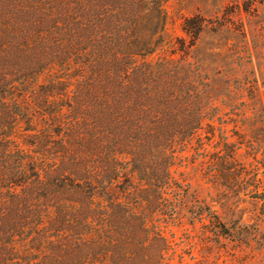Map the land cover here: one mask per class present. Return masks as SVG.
Wrapping results in <instances>:
<instances>
[{
    "label": "trees",
    "instance_id": "1",
    "mask_svg": "<svg viewBox=\"0 0 264 264\" xmlns=\"http://www.w3.org/2000/svg\"><path fill=\"white\" fill-rule=\"evenodd\" d=\"M109 3L0 0V264L38 263L39 257L29 254V242L37 248L44 243L45 211L31 202L50 187L44 172L50 167L23 141L21 126L40 134L33 142L36 147L49 143L52 127L68 126L58 134L65 152L72 147L84 158L93 146L106 148L110 159L103 174L85 169L79 175L78 163L70 172L76 176L72 193L79 199L73 212L80 230L77 264H158L159 258L145 253L152 241L147 217L137 206L173 190L175 148L197 129L204 96L198 89L190 91L185 67L175 58L153 57L159 45L158 39L153 42L155 34L143 42L144 23L137 12L155 13L154 23L162 30L166 13L161 2L135 1L132 17L119 0L113 19ZM52 99L67 102L42 112L56 103ZM192 107L197 109L193 120L188 114ZM68 113L73 116L66 117ZM41 129L46 133L41 135ZM22 188L27 189L24 195L19 194ZM119 190L123 197L115 196ZM104 195L110 196L104 206L110 213L100 212L104 230L98 231L89 217L92 200ZM165 203L169 200L163 197L157 201L159 206ZM3 205L9 206L6 213ZM169 205L172 216L174 201ZM156 234L166 242L162 232ZM137 253L142 255L134 258Z\"/></svg>",
    "mask_w": 264,
    "mask_h": 264
},
{
    "label": "rangeland",
    "instance_id": "2",
    "mask_svg": "<svg viewBox=\"0 0 264 264\" xmlns=\"http://www.w3.org/2000/svg\"><path fill=\"white\" fill-rule=\"evenodd\" d=\"M117 1L110 0L108 5L112 19ZM120 1L125 2L127 16L133 17L135 1L140 0ZM157 1L166 13L162 30L154 23L155 13L137 12L144 23L143 42L155 34L153 42L158 39L159 45L153 57L167 54L182 64L190 91L200 90L204 106L198 110L201 116L194 134L175 148L173 190L162 196L169 203L174 201L173 215L169 203L157 205L162 200L158 195L150 198L149 205L143 199L137 206L147 217L145 228L152 241L145 253L159 258L158 264H264V0ZM61 101L52 99L56 103L43 107L42 112L57 110ZM192 108L188 110L191 120L197 111ZM66 127H52L49 143L38 147L33 143L38 132L24 130V126L19 130L30 150L38 151L37 159L50 167L44 171L50 187L31 202L43 208L46 220L44 243L37 248L34 241L29 242V254L39 257L34 264L78 263L80 253L75 247L80 230L73 212L79 199L72 193L76 176L71 173L78 163L79 175L85 169L101 175L110 159L106 148L101 151L95 146L84 158L72 147L65 152L64 139L58 134L67 131ZM44 132L40 130L41 135ZM26 192V188L19 189L20 195ZM115 196L123 194L119 190ZM109 200V195L92 200V229L104 230L99 214L110 213L104 208ZM3 208L6 213L9 206ZM158 231L165 243L159 241Z\"/></svg>",
    "mask_w": 264,
    "mask_h": 264
}]
</instances>
